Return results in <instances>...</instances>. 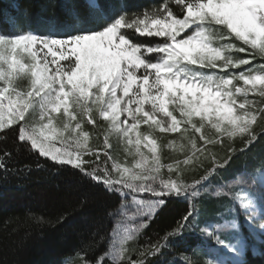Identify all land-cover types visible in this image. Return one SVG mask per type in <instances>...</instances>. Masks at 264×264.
<instances>
[{"label": "snow or ice", "instance_id": "obj_1", "mask_svg": "<svg viewBox=\"0 0 264 264\" xmlns=\"http://www.w3.org/2000/svg\"><path fill=\"white\" fill-rule=\"evenodd\" d=\"M175 3L183 7L185 15L182 19L177 18L167 5L150 14L129 16L125 5L121 4L116 18L96 31L66 36L33 31L0 32V81L3 82L0 86V129L25 121L19 127V141L30 142L31 149L38 150L40 156L60 165L73 166L97 183H102L105 190L120 201L118 212L142 218L138 223L133 221L135 228L127 231L126 238L149 227L146 220L152 218L156 209L166 206L169 197L182 195L191 201L210 178L221 175L235 159L264 140V109L254 111L249 106L247 95L238 105L235 99L237 94L251 91H259L264 96V66L256 69V74L246 70L229 72L230 68L249 64V60L234 59L227 54L237 48L234 41H240L242 44L237 51L245 52V46H250L264 57V0H175ZM88 6L100 17L108 14L105 5L96 0H89ZM74 19L80 20L81 15L74 13ZM125 28L134 29L140 35L162 38V42L142 48L126 38L127 34L121 31ZM209 29L212 30L211 38L206 35ZM212 38L225 43H217L214 47ZM145 52L158 54L156 62L145 58ZM217 68L223 75L200 70ZM21 74L27 75L31 82V90L26 93L17 91L19 85H16L15 77ZM233 81H242L245 87L237 86ZM258 85L261 86L259 89ZM37 106L41 120L47 118L48 121L43 124L39 137L35 129L29 130L26 119L29 109ZM61 110L67 119L61 122L62 127L58 131L52 127L55 119L52 113H60ZM94 110L110 122L112 129L122 132L129 145L135 146L141 159L134 167L142 171L116 167L115 171L121 178L113 179L110 170H86L85 165L92 164V161L83 159L91 154L89 133L81 131L77 112L81 111L89 123L95 124ZM174 110L179 111L184 124L191 126L193 136L200 133L199 139L203 141V147H198L195 139L190 141L196 150L190 159L194 164L203 165L191 188L171 178L166 181L160 178L161 183L156 184L158 177L154 173L160 170L159 160L154 155L153 165L146 167L147 159L139 147L147 141L144 147L153 154L156 152V141L150 139L151 132L140 131L142 124L161 133L180 130L181 121L174 115ZM6 115L10 119L5 120ZM194 118H199V123ZM258 119L259 133L253 127ZM71 121L76 123L70 130ZM205 122L215 129L218 138L202 132ZM65 133L74 139L75 151H61L51 145L50 141L57 136L64 137ZM221 133L241 137L239 146L228 144L223 156L212 150L217 144L224 143ZM4 156L10 159L11 153L5 152ZM96 158L99 159L98 154ZM3 159L0 156V161ZM168 170L171 175L172 165H168ZM260 171L264 178V162ZM245 182L244 176H240L233 183L224 185L223 196L233 205L238 202L241 208L247 209L246 219L253 222V230L264 234V210L257 215L254 207L257 191L251 188L245 191L240 187ZM259 191L264 193V186ZM132 192L152 193L156 199L140 200L131 207L126 202ZM196 214L195 203H190L175 227L156 241L145 242L136 250L135 258L127 255L122 246L113 259L116 264H159L158 257L164 255L176 236L199 227ZM200 231L211 235L205 228H200ZM234 254L241 257L238 252ZM124 256L127 258L122 259ZM238 261L244 264L242 259ZM83 264H108V261L100 257L91 262L84 260ZM203 264L211 262L207 259Z\"/></svg>", "mask_w": 264, "mask_h": 264}, {"label": "trees", "instance_id": "obj_2", "mask_svg": "<svg viewBox=\"0 0 264 264\" xmlns=\"http://www.w3.org/2000/svg\"><path fill=\"white\" fill-rule=\"evenodd\" d=\"M96 2L105 5V11L108 12L106 17H100L99 13L89 8V0H0V32L33 31L66 36L77 32L96 31L116 18L121 4L125 5L129 16L136 13L150 14L162 10L164 5H167L177 18L182 19L185 15L183 7L176 5L175 0H96ZM74 13H79L81 19H74ZM121 31L127 34L126 38L142 48L162 42V38L140 35L134 29L125 28ZM211 31L209 29L206 33L210 38ZM212 43L215 47L217 43L225 41L212 38ZM234 43L237 48L227 54L232 55L234 59L237 57L248 59L249 64L230 68L228 71L239 73L246 70L256 74L255 70L264 66V57L258 55L250 46H245L247 51L239 52L237 49L242 42ZM144 56L156 62L158 54ZM200 70L208 74L223 75L218 68ZM233 83L244 87L242 81ZM248 98L251 100L249 106L254 111L264 109V96L254 95ZM174 115L180 119L178 110H174ZM93 118L96 121L94 134L97 133L101 137L111 131L108 124L99 120L97 116ZM20 125L19 121L0 129V156L4 157L0 161V164H4V167H0V264H83L84 260L91 262L100 257H104L108 264H116L113 258L122 246L127 250V255L135 258L136 250L145 242L156 241L172 230L190 203H195L197 209L195 219L199 227L176 236L170 248L165 250L163 256L158 257L159 264H203L207 259L211 264H239L238 259H242L244 264H264V234L259 230H253V222L246 219L247 209L241 208L237 202L236 210H231L232 202L223 196V186L233 183L236 178L242 176L243 173L238 167L240 162L247 161L251 164L253 172L240 187L245 191L255 189L257 194L254 207L257 215L264 210V199H261L264 193L259 191L264 186V178L260 171L264 162V140L256 143L250 152L240 155L236 159L238 164L231 171L226 169L221 178L217 176L210 178L191 201L182 195L169 197L166 206L156 209L152 218L146 220L149 227L141 229L131 238H126L127 233L122 234L118 242L114 243L113 235L117 224L123 223L134 229L133 221L138 223L142 218L135 217L122 221L121 212L117 211L120 201L114 194L106 191L102 183H97L79 169L67 164L60 165L42 157L37 150L31 149L29 142L19 141ZM253 127L258 133L261 131L259 119ZM182 129H185V125L180 124V130L171 134L161 133L158 129L151 133V139H154L157 145L155 157L160 163L159 172L154 173L158 177L156 184L161 183L160 178L165 181L171 178L191 188L195 183L194 178L198 177L203 169V165L200 164L187 174L181 169L190 149V141L195 139L197 146L203 147V141L199 139L197 133L193 136V130L186 129L188 137L185 138ZM210 131L211 136L218 138L216 133ZM220 135L223 136L224 143L213 148L219 155H224V149L228 144L239 146L240 136ZM168 142H171V146L165 148ZM125 149L127 147L123 141L121 144L118 143L115 160L124 165L130 163L134 170L140 171L134 166L141 157L134 155L129 160L123 153ZM5 152L11 153L10 159L4 156ZM97 154L103 166L112 171L105 153ZM146 159L145 166H152L153 157ZM168 165H172L171 175ZM85 168L88 172L92 171L89 167ZM136 196L141 199H156L151 193ZM228 212H233L231 218L233 224L226 222L225 215ZM237 225L242 226L243 230L247 228L248 236L231 238V228ZM200 228L211 230L215 235L216 244L206 234H202ZM237 252L241 255L240 258L234 254Z\"/></svg>", "mask_w": 264, "mask_h": 264}, {"label": "rangeland", "instance_id": "obj_3", "mask_svg": "<svg viewBox=\"0 0 264 264\" xmlns=\"http://www.w3.org/2000/svg\"><path fill=\"white\" fill-rule=\"evenodd\" d=\"M189 34H191V33H189ZM144 54L146 55L148 53L145 52ZM50 67L51 68H54V66H52V65H50ZM15 83H16V85H19V87L17 88V91L26 93L27 91L31 90V86H30L31 85V82H30V79L25 74H21L20 76L15 77ZM0 86H3V82L2 81H0ZM247 87H250V86H247ZM260 87H261L260 85L257 86L258 89ZM244 95H247V99L249 101V105L250 106H251V100L248 98V96H254V95L261 96L259 94V91H251V92H248L246 94H237V96L235 97V99L237 101V105L243 99ZM237 111L239 112L238 107H237ZM39 112H40V109L37 106V107H35V109L30 108L29 109V112L26 113V119H27V124H28L29 130L35 129L36 135L38 137L40 136V131H41V128H42L43 124H45V123L48 122L47 121V118L41 120L40 115H39ZM178 114H179V111H178ZM52 116L55 117V119L53 120V123H52V127L57 128V130L59 131L61 129V127H62V123L61 122L62 121H65L67 118L63 116V111L62 110H61L60 113H52ZM93 116H97V118L99 120L105 122L109 126L110 122L109 121H106L102 117H100L99 114L97 112H95V110L93 111ZM179 116H180V114H179ZM77 118H78V120L81 121V131H87L89 133L88 148H89V151H90L91 154L90 155H85L83 157V159L85 161H89V160L92 161V164L91 165H87L86 164L85 167H89L90 168L89 170H92L91 172H93V171L104 172L105 170H107L103 166L104 164L101 163L100 157H99V159L96 158L97 153L102 152V153H105L108 161L110 162V164L112 166V171H110V175H111V177L113 179H120L121 178L120 173L117 172V171H115L116 167H119L121 169H123V168H129V169H132L133 171H137V170H134L132 168V165L130 163L124 165V164H121V163H119V162H117L115 160V157H116V154H117V151H118V143L121 144V141H123L124 145L127 147V149H125V151L123 152L125 154V157L126 158L128 157L129 160H130V158H132L134 155H139L136 152L135 146L129 145L127 143V138L124 137V135H123L122 132L115 131L114 129H112L109 126L111 131H109L108 133H106V135L104 134L101 137H99L97 135V133L94 134V131H95L94 124L89 123L88 122V117L87 116H83L81 114V111H78L77 112ZM8 119H10V117L6 115L5 116V120H8ZM121 119H124V117H121ZM183 119L184 118H182L180 116V119L179 120L181 121V124L182 125H185V129H187L188 131L191 130L192 129L191 126L184 124L183 123ZM194 119L196 120L197 123H199V118H194ZM20 123L23 124V123H25V121H20ZM75 123H76V121H71L70 122V130H71L72 127H74V124ZM10 125L11 124H8L7 126H10ZM207 128H209V129H207ZM185 129L184 130L182 129L183 137L187 138L188 137V131L187 130L185 131ZM153 130L156 131V129H150L148 125H143L142 124L140 126V131L142 133H148V132H151L152 133ZM210 130H212L214 133H216L215 132V129H212L211 126L207 122H205V127L202 129V132L206 136H211L212 132ZM168 133L171 134V133H174V132H168ZM45 134H48V131L47 130H45ZM197 134L200 136V133H197ZM221 134L227 135L226 133H221ZM236 136H239V135H236ZM40 138L42 139V137H40ZM134 138H135V136L133 134V139ZM150 139H151V136H150ZM50 143H51V145L55 146L56 148H60L61 151L65 150V149H67L68 151H75L74 139L69 136V133H65L64 137L57 136V138L54 139V140H52V141H50ZM146 143H147V141H145L144 143H142L139 146L140 147V151H141V153H143V155H144L145 158L153 157L155 154H153L152 152H150L148 150V148L144 147V144H146ZM170 143L169 142L166 143L165 148H166V146L170 147L171 146ZM220 146H222V145H220ZM212 150L215 151L214 149H212ZM95 151H98V152H95ZM156 151H157V145H156ZM194 153H195V149L192 148V145L190 143L189 152L187 154V157H185V159L183 160V164L181 166V169L184 170L186 174L189 171H191L193 168H195L196 165L198 164V163L197 164H194L193 163V160L190 159V157H193V154ZM48 159H50V158H48ZM185 161H187V163H185ZM236 164H238V162L235 159L232 162L231 166L229 168H226V169H228V170L231 171L232 168ZM238 168L241 169L240 171L243 173L242 176H244L245 181H247V178L253 172V170L251 169V164L247 163V161H242V162H240ZM140 171H142V170L140 169ZM112 172H114V173H112ZM223 174H225V172H223L221 175H219L217 177L221 178ZM137 194H140V195H144L145 194L146 195V194H149V193H136V192H132V194L128 198L129 200L126 202L131 207H135L136 206V203L138 201H140V200H144L145 202H147L149 200H152V199H149V198L141 199L140 197H137L136 196ZM231 208H232L231 210H236L235 209V205H233V203H232V207ZM145 211H146V207H145ZM225 216L227 217V221L226 222L228 224H233V222L231 220V218L233 216V212H228ZM120 217H121V220L122 221H127V220H131V219L135 218V217H130V215H127V214H124V213H121ZM235 222H236V220H235ZM227 223H225V224H227ZM236 224H237V222H236ZM252 225H253V223H252ZM243 227H245V226H243ZM128 228L130 229V227H128L127 225H125L123 223L117 224V226L115 228L114 235H113V242L114 243L118 242V238L122 234H126L127 231H128ZM231 230H232L231 238L239 237V236H242V237L248 236L247 228L245 230H243L242 226H238L237 225V226L231 228ZM207 232L208 233H211V235L206 234V236L209 237L210 239H212V242L214 244H216L215 235L209 229H207Z\"/></svg>", "mask_w": 264, "mask_h": 264}]
</instances>
